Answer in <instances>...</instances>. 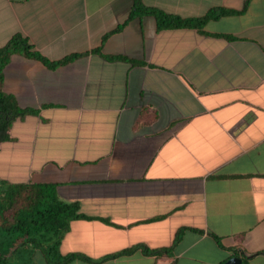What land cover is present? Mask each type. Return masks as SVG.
Instances as JSON below:
<instances>
[{"label":"crops","instance_id":"crops-1","mask_svg":"<svg viewBox=\"0 0 264 264\" xmlns=\"http://www.w3.org/2000/svg\"><path fill=\"white\" fill-rule=\"evenodd\" d=\"M142 1L183 19L242 13L115 32L135 0H0V47L21 33L52 62L86 54L56 70L12 57L3 90L40 115L0 145V179L57 184L93 218L60 252L98 263L70 264H264V0Z\"/></svg>","mask_w":264,"mask_h":264},{"label":"trees","instance_id":"trees-1","mask_svg":"<svg viewBox=\"0 0 264 264\" xmlns=\"http://www.w3.org/2000/svg\"><path fill=\"white\" fill-rule=\"evenodd\" d=\"M241 13L242 11L217 8L210 10L201 18L183 19L156 8L146 7L142 0H135L128 20L115 32H120L127 23L143 16L153 17L156 20L158 31L172 29L202 31L209 21ZM225 38L229 41L234 39L230 36H225ZM92 53L101 55L100 50H94ZM84 55L86 54H75L52 62L37 51L31 41L21 33L15 34L5 46L0 47V145L13 140L11 129L17 120L40 115V110L21 107L13 95L5 93L3 90L4 70L12 57L21 56L42 63L50 70H56ZM103 57L111 62L124 61L136 64V62L121 56ZM76 220H93V218L81 213L78 202L62 200L58 195L57 184L12 183L0 179V264H11L14 260L18 261L24 252L30 254L31 261L33 255L41 253L45 264H70L77 260L98 263V261H93L82 254L64 256L61 254V244L71 231L72 223ZM101 220L109 223L107 220ZM142 247L146 253H152L148 248ZM131 252V250H125L106 256L99 262Z\"/></svg>","mask_w":264,"mask_h":264},{"label":"rangeland","instance_id":"rangeland-1","mask_svg":"<svg viewBox=\"0 0 264 264\" xmlns=\"http://www.w3.org/2000/svg\"><path fill=\"white\" fill-rule=\"evenodd\" d=\"M17 126L18 125H14L12 126V131L13 133H15L17 131ZM5 171H8V169H5ZM12 172V170H10ZM30 254L28 252H24L21 257H19L18 261L14 260L13 262H11V264H27L29 262H33L34 264H45V261L43 259V256L41 253H36L35 255H33V260L31 261L30 259Z\"/></svg>","mask_w":264,"mask_h":264}]
</instances>
